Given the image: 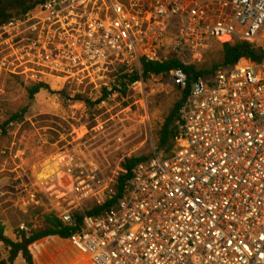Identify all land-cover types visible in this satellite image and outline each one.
<instances>
[{
	"label": "built area",
	"instance_id": "2783aa9c",
	"mask_svg": "<svg viewBox=\"0 0 264 264\" xmlns=\"http://www.w3.org/2000/svg\"><path fill=\"white\" fill-rule=\"evenodd\" d=\"M238 41L264 52V0H49L0 25V76L95 85L109 68L195 64L213 43ZM169 76L186 88L184 73ZM175 128L171 156L136 165L109 211L91 217L83 207L112 201L125 172L99 178L72 158L37 180L29 201L21 191L20 209L37 206L60 172L75 200L52 212L77 226L67 242L80 264H264V59L194 81Z\"/></svg>",
	"mask_w": 264,
	"mask_h": 264
},
{
	"label": "rangeland",
	"instance_id": "374dc122",
	"mask_svg": "<svg viewBox=\"0 0 264 264\" xmlns=\"http://www.w3.org/2000/svg\"><path fill=\"white\" fill-rule=\"evenodd\" d=\"M220 60L219 46L215 44L195 65L209 70ZM118 73L109 68L105 78L95 85L52 80L48 82V90H41L32 101L26 89L33 84L0 76V120L7 121L26 110L23 122L10 125L7 133L0 136V226L6 237L15 241L21 227L27 231L25 223L35 220L32 219L34 212H52L58 203L65 208L73 206L71 182L60 172L57 179L45 187L44 194L36 195L37 206L29 205L22 211L18 205V194L24 191V200L29 201L28 193L37 190L34 183L44 180L46 168L57 160L72 158L84 164L92 163L99 170L97 177L106 179L121 169L123 160L149 159L159 154L156 134L179 99L170 76L150 77L135 90L126 89L125 95L111 93L92 114L83 103L76 101L78 96H83L95 103L104 90L110 94V86ZM92 206L94 204L84 203L83 210L88 211ZM30 252L34 264L81 262L80 255L69 247L67 240H44L33 245ZM6 258L0 245V259ZM13 264L25 262L18 256Z\"/></svg>",
	"mask_w": 264,
	"mask_h": 264
},
{
	"label": "trees",
	"instance_id": "16d2710c",
	"mask_svg": "<svg viewBox=\"0 0 264 264\" xmlns=\"http://www.w3.org/2000/svg\"><path fill=\"white\" fill-rule=\"evenodd\" d=\"M49 0H0V25L6 23L13 16H22L32 11L36 7L44 4ZM219 46L221 60L217 65H213L209 70H201L195 64H183L175 57H170L161 64H152L140 62V73L131 75L125 74L123 70H119L118 78L112 84L110 94L104 90V94L95 103H90L83 96H78L76 101L83 103L87 111L92 114L96 107L106 100L111 93H119L125 95L128 85L138 81H147L150 77H168L172 71H181L186 75L187 86L184 90L177 88L179 99L171 108L168 116L164 120L160 130L156 134V149L157 154L162 155L164 158H169L172 152V142L176 134L175 118L180 110L186 95L189 92L190 85L199 78H207L209 75H216L218 72L229 70L233 68L241 59H245L250 64H260L264 59V52L260 47H256L247 42H234V43H213ZM212 49V48H211ZM124 73V74H123ZM122 74V75H121ZM52 81L44 80L37 84L32 85L26 89L28 99L33 100L41 90H48V85ZM26 110L12 115L7 121L0 120V136L7 133L10 125L20 124L23 122ZM148 159H126L120 164L125 174L120 175L117 179V186L115 188V196L112 201L105 203L102 206H92L85 214L91 217L103 214L109 211L122 197L123 186L131 177V170L138 164L147 161ZM32 219H35L30 224L25 223L28 228L27 231H17L16 240H11L4 235V228L0 226V245L2 246L6 259H0V264H13L18 256H21L25 264H34L33 257L30 249L33 245L48 239L68 240L77 229L65 227L52 212H34ZM36 217V218H35ZM77 225L81 221V217L75 215ZM33 223V224H32Z\"/></svg>",
	"mask_w": 264,
	"mask_h": 264
},
{
	"label": "bare ground",
	"instance_id": "6f19581e",
	"mask_svg": "<svg viewBox=\"0 0 264 264\" xmlns=\"http://www.w3.org/2000/svg\"><path fill=\"white\" fill-rule=\"evenodd\" d=\"M49 163V162H48ZM51 164V163H50ZM60 162L59 160H57L54 164L51 165V167L46 168V173L51 170L54 169L53 171H50V173H48L47 175L49 176H54V174H56L57 172V167L59 166ZM46 176V174H44ZM44 179V178H43Z\"/></svg>",
	"mask_w": 264,
	"mask_h": 264
},
{
	"label": "crops",
	"instance_id": "0c3cea01",
	"mask_svg": "<svg viewBox=\"0 0 264 264\" xmlns=\"http://www.w3.org/2000/svg\"><path fill=\"white\" fill-rule=\"evenodd\" d=\"M69 247L71 248L70 244H69ZM74 251H75V250H74ZM80 259H81L80 256H78V260H80ZM78 260H77V261H78ZM80 263H81V262H80ZM80 263H78V264H80Z\"/></svg>",
	"mask_w": 264,
	"mask_h": 264
}]
</instances>
